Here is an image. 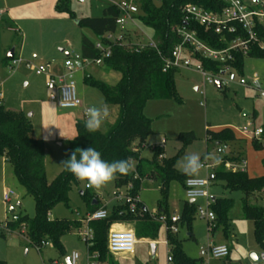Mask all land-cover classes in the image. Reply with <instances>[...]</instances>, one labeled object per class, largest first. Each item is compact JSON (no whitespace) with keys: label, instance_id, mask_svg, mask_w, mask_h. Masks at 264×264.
<instances>
[{"label":"rangeland","instance_id":"rangeland-1","mask_svg":"<svg viewBox=\"0 0 264 264\" xmlns=\"http://www.w3.org/2000/svg\"><path fill=\"white\" fill-rule=\"evenodd\" d=\"M58 1L0 0V12H3L0 17V91L4 93L5 107L12 111H22L30 117L33 136L44 141L46 176L49 181L63 170L61 162L68 154V143L77 136L76 122L78 119H86V116L82 109L60 108L56 97L58 91H51L47 87L48 76L38 75L26 63L30 62L38 67L51 62L53 74L67 75L68 79L75 81L78 98L86 108L105 104L104 95L85 84L86 75H92L111 85H115L121 77L119 73L107 71L104 65L94 63L84 67L76 64L77 68L73 73H69L64 66L67 53L81 51L83 35L92 41L97 40L91 30L79 27L78 20L84 17H101L110 4L109 0H85L84 3L69 0V7L75 13V18L67 12H59ZM139 14L127 26L132 29L127 37L128 44L147 43L152 39L151 30L141 22ZM11 50H14L15 59H8ZM17 58L23 62L16 63ZM196 66V62H193L192 68H182L175 72L176 89L181 101L175 98L152 100L144 110V114L152 119L153 134L146 141L143 156L151 159L154 156L153 147H161L164 156L176 158L175 168L179 172H184L178 162L186 154H198L202 160L208 154H213L219 160H225L219 158L218 144L208 139L207 129L230 127L238 134L241 133L239 129L245 127L250 131L259 128L264 130V58L245 57L244 74L249 79L247 85L233 83L221 89L215 83L205 82ZM253 77L257 78V83ZM108 106L110 116L101 127L103 132L116 121L119 112L117 105ZM243 113L248 115L243 116ZM249 124L252 127H248ZM190 131L196 136L192 142L184 143L178 138L180 133ZM246 137L240 147L251 166L249 175L261 176L264 174V136L256 139L258 147L254 145L251 133ZM229 146L225 155L233 156L239 149V144L232 143ZM206 174V170L201 169L195 177H205ZM85 187L84 182L73 187L68 204L58 203L50 218L75 220L76 210L86 213L87 206L81 194ZM93 189L101 202L107 204L109 213H112L114 206L123 204L115 199V179L99 190ZM160 189V181H145L138 193L140 201L152 215L157 214ZM7 190L15 193L10 203H6L3 198ZM125 191V188L120 189L122 194ZM210 193L212 196L234 199V205L228 212L229 235L226 236L222 228L213 233V221L199 217L196 212L191 231L186 223L179 225L177 236L184 251L192 258H199L200 245L226 243L231 246L229 257L204 259V264H251V254H259L262 248L254 237V221L244 217L242 194L225 190L222 182L210 189ZM187 201L183 185L176 180L172 181L168 191V214L181 215ZM18 203L21 205L18 206ZM205 204V201L197 200L195 206L197 208L198 205ZM10 207H14L16 214L22 217H34L36 213L34 198L27 194L15 177L12 165L5 159H0V223L12 219ZM210 210L214 211L212 207ZM158 224L160 226L155 240L142 243L134 257L130 258L131 255L127 253L117 254L126 257L124 260L119 259L120 264H169V232L165 224ZM129 225L128 229H133ZM191 232L194 237L189 236ZM62 244L65 248L63 254L52 243L38 250L30 244L25 234L15 230L13 233L0 235V260L6 264L63 263L66 257L77 252L80 256L78 264H87L88 246L82 240L79 229L73 228L65 235ZM152 244L156 245L154 254Z\"/></svg>","mask_w":264,"mask_h":264},{"label":"trees","instance_id":"trees-1","mask_svg":"<svg viewBox=\"0 0 264 264\" xmlns=\"http://www.w3.org/2000/svg\"><path fill=\"white\" fill-rule=\"evenodd\" d=\"M137 3L140 8L138 18L151 30L157 49H137L134 43L113 46L111 57L104 59L102 65L107 68V71L120 74L121 77L115 85L96 79L92 75L85 76V84L98 89L104 95L107 105L119 107L118 117L105 132L100 129L95 133H89L85 129V119H78L76 122L77 136L69 141V151L64 160L68 159L75 148L86 149L90 146L96 148L102 158L109 162L132 157L135 162L134 170L128 175L118 174L115 179L116 188H125L128 194L138 197L145 181L158 180L161 182V198L158 200V210L155 215L149 213L139 201L135 213L129 211L127 205L121 204L114 206L107 219L90 222L94 231V244L88 247V251L98 253L100 262L114 263L113 254L108 249V233L112 224L135 222V232L138 237L155 239L160 226L155 216H170L168 214L170 183L176 180L185 188L187 179L194 177L177 171L176 158L164 156L161 147H153L154 156L151 159L143 156L142 151L146 147V141L153 134L152 119L144 114V110L147 103L152 100L175 98L181 101L175 82V72L178 69L164 71L163 68L164 59L170 57L174 47L181 42V38L172 31V27L184 23V7L188 4H197L208 9L219 10L224 6L222 2L216 0H160L158 2L137 0ZM57 9L75 18V13L70 10L69 0H59ZM119 16L120 10L110 3L101 17L81 18L78 20V25L80 28L91 30L97 40H102L105 34L117 31L116 21ZM189 27L196 30L199 37L209 45L215 48L225 47L224 42L214 31L206 30L195 22H189ZM80 52L85 58L100 56L95 47V41L86 35H83L81 39ZM245 57L264 58V50L255 48L248 56L236 55L233 66L241 75L244 74ZM198 58L207 70L220 72L221 63ZM207 134L208 139L216 141L217 144L231 145L242 140L230 127L217 130L207 129ZM178 138L184 143H189L196 136L190 131L180 133ZM253 142L256 147L259 146L258 140L254 139ZM238 150L235 155H225L223 158L239 162L244 158V153ZM0 159H6L12 165L15 177L25 188L27 194L35 200V216L22 217L14 212L13 214L19 219L16 222H10L9 226L13 230H21V227L25 226V235L30 244L38 250L44 247V242H49L59 253L63 254L65 248L62 238L73 228L79 229L82 223L79 220L51 219L50 214L58 203L68 204L71 190L79 186L81 181L64 168L59 175L49 181L46 176L45 143L33 136L30 117L22 111L7 109L4 105L0 106ZM219 182L223 183L225 190L242 194L244 217L254 221L255 240L264 250V174L253 177L247 170L234 171L220 166L216 170L214 184ZM84 183L87 185L86 182ZM130 185L132 188L128 189ZM81 194L88 213L102 207L101 200L92 187H85L81 190ZM255 197L261 198L263 203H258ZM233 205V198L215 197V200H212L210 207L216 214L211 228L213 233L222 228L226 236L229 235L228 212ZM196 212L195 204L187 201L180 215V225L186 223L191 231ZM167 238L172 251L173 264H204V259L192 258L184 251L177 234L168 233ZM0 264H6V262L0 260Z\"/></svg>","mask_w":264,"mask_h":264},{"label":"built area","instance_id":"built-area-1","mask_svg":"<svg viewBox=\"0 0 264 264\" xmlns=\"http://www.w3.org/2000/svg\"><path fill=\"white\" fill-rule=\"evenodd\" d=\"M80 3H84L85 0H77ZM224 4L223 8L212 10L204 6L197 4H188L184 7L183 12L184 23L175 25L172 27V31L175 32L181 38V42L174 47L170 57L164 59V71L169 69H182L192 68L193 62H196V69L202 73L205 82L207 83H219L220 88L227 87L230 84L237 83L240 85H247L249 79L245 75L238 73L233 66L237 54H243L248 56L249 53L257 48L264 50V0H216ZM110 3L115 5L120 10V16L118 17L117 31L110 32L104 35L103 39L95 41V47L99 51L100 56L96 58H85L81 52L77 53L74 50L66 57L64 66L69 73L75 71L76 64L84 67L89 63L96 65H102L104 59L111 57L112 47L115 45H129L127 37L129 34V28L127 26L130 22H133L134 16L140 11L137 0H109ZM2 14V12H0ZM189 22H195L203 26L206 30H212L220 37V40L224 42L225 47L215 48L201 39L198 32L189 27ZM137 49L155 48L157 44L153 39H150L147 43H134ZM201 58L209 59L215 62L221 63V70L218 73L207 70ZM15 59V58H14ZM16 63L23 62L22 59L17 58ZM27 67L36 71L38 75H47L48 82L47 87L49 90H57V103L60 108L82 109L85 115L86 107L83 106L81 100L78 98L76 84L72 79H68L67 75H55L53 74L52 63L47 62L41 66H36L30 62L26 63ZM253 80L257 83V78L253 77ZM4 105V93L0 91V106ZM248 127H252L249 124ZM241 133L246 136L251 133L253 139H258L263 136L264 130L262 128L249 130L247 127L239 129ZM230 146L227 143H219L217 146V154L219 158H223ZM204 162L202 169L206 170L205 177H191L187 179L185 183V193L189 200L205 201V205H198L197 215L208 221L215 220V214L210 210L212 202V195L210 189L214 184L216 178V170L220 166H224L228 170L234 171H246L247 161L241 159L239 162H233L231 160H219V163H211L210 160ZM86 188H90L86 185ZM130 185L128 189H131ZM15 195L13 190H7L4 195V201L10 203ZM115 199L123 204L127 205L129 211L135 213L138 209V197H133L125 191L123 194L120 189H117L114 193ZM78 220L82 223L79 228V234L82 240L88 247L94 244V231L90 226V222L105 220L109 217V211L106 206H102L100 209L81 215L77 210L75 211ZM17 215H12V219L6 220L4 223H0V235L13 233L10 226V222L18 221ZM156 221L165 224L169 233L178 234L181 216L180 215H160L155 216ZM110 227L108 233V249L113 255L118 253L132 254L135 251L137 244V235L133 229H119L116 227ZM22 234H25L26 227L22 226L19 230ZM168 244V243H167ZM49 245V242H44L43 246ZM168 263L173 264L172 251H168ZM230 255L229 246L226 244L209 243L207 245L200 246V256L202 259H223ZM89 258L92 259L90 264H99V254L90 253ZM79 254L73 252L70 257V264H78ZM54 264H65L54 262ZM252 264H264V250H261L257 254V260Z\"/></svg>","mask_w":264,"mask_h":264},{"label":"clouds","instance_id":"clouds-1","mask_svg":"<svg viewBox=\"0 0 264 264\" xmlns=\"http://www.w3.org/2000/svg\"><path fill=\"white\" fill-rule=\"evenodd\" d=\"M85 116V129L89 133H95L109 118V106L105 103L100 106L87 107ZM204 160H213L215 163H219V159L213 154H208ZM178 163L189 176H197L204 167L201 157L195 153L186 154ZM61 166L77 180L86 182L88 187L99 190L116 179L118 174L128 175L132 172L135 168V162L132 157L109 162L102 158L101 153L96 148L90 146L86 149L75 148L68 159L61 162Z\"/></svg>","mask_w":264,"mask_h":264},{"label":"crops","instance_id":"crops-1","mask_svg":"<svg viewBox=\"0 0 264 264\" xmlns=\"http://www.w3.org/2000/svg\"><path fill=\"white\" fill-rule=\"evenodd\" d=\"M3 15V12H2V14H0V17ZM130 30H132V29H130ZM15 56V55H14ZM244 69H245V67H244ZM245 75V74H244ZM4 106H5V104H4ZM248 115V114H247ZM233 129V128H232ZM234 131H235V134H236V136L238 137V138H241L242 140H244V139H246L247 137L246 136H244L242 133H237V131L235 130V129H233ZM263 136H264V134H263ZM242 140L238 143L239 144V150L238 151H242V149H241V147H240V144H241V142H242ZM235 155V154H234ZM244 159H246V161H247V158L245 157V155H244ZM6 160V159H5ZM7 161V160H6ZM251 168V166H250V163L249 162H247V172L249 173V169ZM263 170H264V167H263ZM263 175V174H262ZM261 175V176H262ZM254 177V176H253ZM215 185L216 184H213L212 185V187H211V189H213L214 187H215ZM212 197H217V196H212ZM138 199H139V197H138ZM257 200V199H256ZM139 201H140V199H139ZM257 202L258 203H263V200H260V199H258L257 200ZM102 203V202H101ZM142 204H143V202H141ZM106 203H102V206H107V204L105 205ZM144 205V204H143ZM107 209H108V206H107ZM81 215H85L86 213H88L87 211H86V213H82V212H80V211H78ZM76 213V212H75ZM174 215V214H173ZM75 220H78V216H77V214H76V218H75ZM128 224H130L131 225V227H133V230L135 231V222H115L114 224H112V225H114V227H116V228H119V229H128V228H130V227H128ZM129 225V226H130ZM136 233V232H135ZM191 235H193V237H194V234L191 232V233H189V236H191ZM137 239H138V241H137V244H136V246H135V251H134V253H132V254H128V255H131L130 256V258H132V257H134L135 256V254H137V250H139V248H140V245L142 244V243H145V242H153L155 239H152V238H146V237H138L137 236ZM167 240H168V238H167ZM213 243H216V244H226V243H218V242H213ZM209 244V243H208ZM153 245V244H152ZM152 245H151V247H152ZM155 245V244H154ZM168 245V244H167ZM205 245V244H204ZM207 245V244H206ZM226 245H228L229 246V249H230V253H231V246L229 245V244H226ZM169 246V245H168ZM200 246H202V245H200ZM153 250V249H152ZM169 250H171V247L169 246ZM168 250V251H169ZM155 251H156V245H155ZM153 252V251H152ZM89 251H88V255H87V264H90L91 263V261H92V259H90L89 258ZM199 255H200V250H199ZM230 256V255H229ZM228 256V257H229ZM71 257V256H70ZM70 257H66L65 258V261H64V263L65 264H68L67 263V259H70ZM79 258H80V256H79ZM122 258V259H121ZM124 258H126V257H120V256H118V255H113V259H114V263H112V262H110V261H106V262H100L99 261V264H120V261L121 260H124ZM199 258H201V256L199 257ZM119 259H121V260H119ZM79 260V259H78ZM252 260V259H251ZM52 264H54V263H52ZM251 264H252V262H251Z\"/></svg>","mask_w":264,"mask_h":264},{"label":"water","instance_id":"water-1","mask_svg":"<svg viewBox=\"0 0 264 264\" xmlns=\"http://www.w3.org/2000/svg\"><path fill=\"white\" fill-rule=\"evenodd\" d=\"M158 1H160V0H158ZM61 51H64V50L61 49ZM68 55H69V53L66 54V56H68ZM8 59H14V50L10 51V53L8 54ZM216 85H217L218 88H220V84L218 82L216 83ZM246 115H247V113H243V116H246ZM212 200H215V197H212ZM95 203H96V201H95ZM190 203H194V201L191 200ZM20 205H21V203H18V206H20ZM14 212H15V208L14 207H10L9 213L13 214ZM152 249H153L152 251H153V254H154L155 253V245L154 244L152 245ZM251 259L253 261H256L257 260V254L252 253L251 254ZM67 263L70 264V259H67Z\"/></svg>","mask_w":264,"mask_h":264}]
</instances>
